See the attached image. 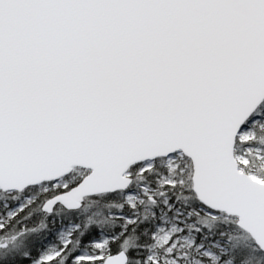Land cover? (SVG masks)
<instances>
[{
  "label": "snow or ice",
  "instance_id": "1",
  "mask_svg": "<svg viewBox=\"0 0 264 264\" xmlns=\"http://www.w3.org/2000/svg\"><path fill=\"white\" fill-rule=\"evenodd\" d=\"M0 264H264V0H0Z\"/></svg>",
  "mask_w": 264,
  "mask_h": 264
}]
</instances>
